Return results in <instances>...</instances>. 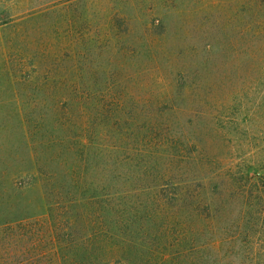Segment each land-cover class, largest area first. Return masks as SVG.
<instances>
[{"label":"rangeland","instance_id":"obj_1","mask_svg":"<svg viewBox=\"0 0 264 264\" xmlns=\"http://www.w3.org/2000/svg\"><path fill=\"white\" fill-rule=\"evenodd\" d=\"M262 68L264 0H0V264L55 263L36 170L54 149L40 145L62 150L69 116L80 144L97 106L116 159L150 149L160 168L198 167L151 173L155 194L134 175L122 184L143 193L130 211L145 264H264ZM19 223L35 228L29 254L1 240Z\"/></svg>","mask_w":264,"mask_h":264},{"label":"trees","instance_id":"obj_2","mask_svg":"<svg viewBox=\"0 0 264 264\" xmlns=\"http://www.w3.org/2000/svg\"><path fill=\"white\" fill-rule=\"evenodd\" d=\"M259 78L264 81V68L259 72ZM261 83L264 87L263 82L259 84ZM261 96H264L263 91ZM109 119V113L98 106L96 112L91 110L88 120L79 130L84 139L80 145L74 141L75 134L70 132L72 121L69 116L71 124L67 128V136L70 137L62 145V150L57 149L59 144L51 139L40 145L47 151L49 148L54 149V154L48 151L52 159L49 162L41 164L36 158V170L41 179L46 205L44 218L37 221L40 223V237L46 239L44 243H48V251L51 254L49 259L55 262L49 261V264H145L144 256L147 253L143 239L140 238L144 230L140 219L136 223L130 211L131 204L135 207L139 205L138 201L143 193L137 194L134 201L133 196L129 195L122 184L127 183L130 176L134 175L137 177L135 184L142 186L140 189L149 187L155 189V194L159 193L158 189H163V185H155V179L151 178L156 171L164 174L173 168L174 172L185 175L190 174L191 168L196 171V165L187 163L185 166L184 158L177 164L173 161L168 165L164 164L163 168L159 167V162L158 165L154 161L145 162L142 157L151 151L150 149L139 150L136 156L130 159H116L114 148L105 144L106 140L114 136ZM99 135L103 139L100 145L96 144ZM119 135L120 139H123V134ZM164 150L170 154L171 148L168 145ZM60 154L64 161L58 164L59 168L52 169V163ZM204 169L198 170L203 172ZM263 178L264 176L260 179L264 180ZM112 179H115V184L110 181ZM113 186L116 190L111 194L109 189ZM229 186L231 187L227 189V193L233 187ZM177 187L180 191H185L191 186L180 184ZM260 192V195L264 196L263 182ZM152 204H156V201L153 200ZM32 226L31 223L15 224L1 240L9 245L10 249L25 245L22 246L23 251L29 254L38 247V243L32 241L35 235V228L33 230ZM217 248L219 247L215 240L212 242V249L216 252ZM217 262L219 261L214 263Z\"/></svg>","mask_w":264,"mask_h":264}]
</instances>
